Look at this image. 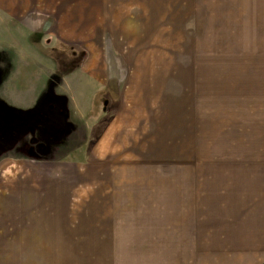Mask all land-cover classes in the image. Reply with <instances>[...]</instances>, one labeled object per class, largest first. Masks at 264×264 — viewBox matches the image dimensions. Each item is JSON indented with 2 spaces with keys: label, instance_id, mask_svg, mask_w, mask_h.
I'll list each match as a JSON object with an SVG mask.
<instances>
[{
  "label": "rangeland",
  "instance_id": "obj_1",
  "mask_svg": "<svg viewBox=\"0 0 264 264\" xmlns=\"http://www.w3.org/2000/svg\"><path fill=\"white\" fill-rule=\"evenodd\" d=\"M0 264H264V0H0Z\"/></svg>",
  "mask_w": 264,
  "mask_h": 264
},
{
  "label": "crops",
  "instance_id": "obj_2",
  "mask_svg": "<svg viewBox=\"0 0 264 264\" xmlns=\"http://www.w3.org/2000/svg\"><path fill=\"white\" fill-rule=\"evenodd\" d=\"M17 75H18V73H17ZM18 77H21V74H19ZM32 92L35 93V89H34ZM36 92H37V91H36ZM40 92H41V90L39 91V93H40ZM33 93L31 94L32 96L34 95ZM31 95H29V97H31ZM47 104H48V103H47ZM13 105H15V106L18 107V104H13ZM23 116H24V114H22L20 117H22L21 120L24 122L26 117H23ZM20 117L17 116L16 119L20 121V119H19ZM26 119H27V118H26ZM10 122H11V121H10ZM10 122H9V123H10Z\"/></svg>",
  "mask_w": 264,
  "mask_h": 264
},
{
  "label": "trees",
  "instance_id": "obj_3",
  "mask_svg": "<svg viewBox=\"0 0 264 264\" xmlns=\"http://www.w3.org/2000/svg\"><path fill=\"white\" fill-rule=\"evenodd\" d=\"M28 130H30V129H28ZM10 132H12V131H10V129H9V132H7V134H9ZM13 135V134H12ZM12 138V141H13V139L15 138V136H13V137H11Z\"/></svg>",
  "mask_w": 264,
  "mask_h": 264
},
{
  "label": "water",
  "instance_id": "obj_4",
  "mask_svg": "<svg viewBox=\"0 0 264 264\" xmlns=\"http://www.w3.org/2000/svg\"><path fill=\"white\" fill-rule=\"evenodd\" d=\"M52 107V105L51 104H49L48 106H47V108H51ZM39 112H37L36 114H38ZM41 122V121H40Z\"/></svg>",
  "mask_w": 264,
  "mask_h": 264
}]
</instances>
